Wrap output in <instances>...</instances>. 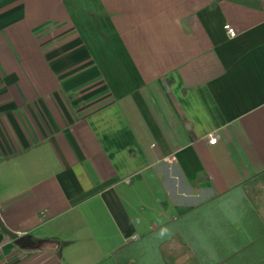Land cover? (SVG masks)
Here are the masks:
<instances>
[{
  "label": "crops",
  "instance_id": "crops-1",
  "mask_svg": "<svg viewBox=\"0 0 264 264\" xmlns=\"http://www.w3.org/2000/svg\"><path fill=\"white\" fill-rule=\"evenodd\" d=\"M261 1L0 0V214L21 238L0 228L1 257L118 264L132 242L164 264L174 237L179 264H220L252 240L264 207L248 217L239 185L264 170Z\"/></svg>",
  "mask_w": 264,
  "mask_h": 264
},
{
  "label": "trees",
  "instance_id": "trees-1",
  "mask_svg": "<svg viewBox=\"0 0 264 264\" xmlns=\"http://www.w3.org/2000/svg\"><path fill=\"white\" fill-rule=\"evenodd\" d=\"M227 1L240 4L252 9H257V10L262 9L261 0H227ZM239 187L244 191V196H245L244 200L247 203L252 204L255 208H257L256 210L253 209L252 207V209L246 212L248 217H252L255 211L258 212V209L260 207H264V170L248 178L247 180L243 181L239 185ZM226 196L227 195L219 196L213 201L209 202V204L210 205L215 204L214 202H218L223 198H226ZM207 205L205 204L200 208L193 210V212L203 213L202 210L207 208ZM174 235H180V234H174ZM175 239L176 238L174 237L167 238L164 241L159 242L158 244L159 250H161L162 246H167V245H171L174 248L173 253L171 251L173 248L170 250L169 253L171 255L168 258H166V255L162 256L164 264H179L178 261H182V259H179L180 255L184 256L183 261H187V260L190 261V253L188 251L189 247L187 246V244L183 243L182 247L181 245H178L176 247L173 241ZM249 244H252V247L253 248L255 247L257 250L261 246H264V226L260 232L255 234L252 240L237 244V250L234 251V254H230L231 256H228L225 259L221 260L220 264H264V257L255 258L257 260L253 259L251 253L248 252L249 249H253L250 247L247 248ZM138 247H139L138 245L133 246V243L131 242L126 246H123L122 248L115 251L114 257L117 260L118 264H140L138 258H136L137 256L135 255L136 257H134L132 254L133 248L135 251H137ZM180 250L181 253H179ZM231 257H236V258L233 259Z\"/></svg>",
  "mask_w": 264,
  "mask_h": 264
},
{
  "label": "built area",
  "instance_id": "built-area-1",
  "mask_svg": "<svg viewBox=\"0 0 264 264\" xmlns=\"http://www.w3.org/2000/svg\"><path fill=\"white\" fill-rule=\"evenodd\" d=\"M225 28L227 29L228 33L231 36H236L237 32L235 30L234 27H232L231 25H226ZM209 142L211 144H215L218 141V137L216 135H214L213 133L209 134ZM214 141V142H213ZM2 248L0 247V264H9L7 261H5L1 256H2Z\"/></svg>",
  "mask_w": 264,
  "mask_h": 264
},
{
  "label": "water",
  "instance_id": "water-1",
  "mask_svg": "<svg viewBox=\"0 0 264 264\" xmlns=\"http://www.w3.org/2000/svg\"><path fill=\"white\" fill-rule=\"evenodd\" d=\"M0 228L3 231V233H5L6 235L10 236L13 239H16L17 242L21 240L18 233L11 231L7 228V226L5 225V223L3 221L1 214H0Z\"/></svg>",
  "mask_w": 264,
  "mask_h": 264
},
{
  "label": "snow or ice",
  "instance_id": "snow-or-ice-1",
  "mask_svg": "<svg viewBox=\"0 0 264 264\" xmlns=\"http://www.w3.org/2000/svg\"><path fill=\"white\" fill-rule=\"evenodd\" d=\"M214 142V141H213Z\"/></svg>",
  "mask_w": 264,
  "mask_h": 264
}]
</instances>
